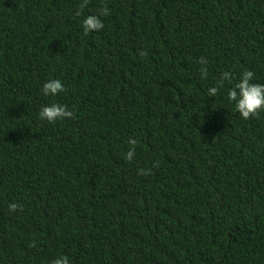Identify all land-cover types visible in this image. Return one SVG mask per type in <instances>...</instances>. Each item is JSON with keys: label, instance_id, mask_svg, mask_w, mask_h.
<instances>
[{"label": "trees", "instance_id": "1", "mask_svg": "<svg viewBox=\"0 0 264 264\" xmlns=\"http://www.w3.org/2000/svg\"><path fill=\"white\" fill-rule=\"evenodd\" d=\"M82 2L0 0V264H264V112L227 99L264 84V0Z\"/></svg>", "mask_w": 264, "mask_h": 264}, {"label": "clouds", "instance_id": "2", "mask_svg": "<svg viewBox=\"0 0 264 264\" xmlns=\"http://www.w3.org/2000/svg\"><path fill=\"white\" fill-rule=\"evenodd\" d=\"M88 0H83L80 4L79 10L76 12L77 16H80L83 9L87 6ZM110 14L109 8L105 5L101 8L99 15H89L83 20V32L84 35H88L90 32H98L103 30L104 23L101 16H108ZM141 56L147 55V52L142 51ZM198 63L202 65L200 72L201 78L206 79L208 76V60L204 57L199 58ZM231 73L225 71L222 74L221 87L223 81H231ZM255 74L251 70H244L241 75L240 81L229 89L227 93L228 101L235 102L236 110L239 112L244 120H249L253 117L259 118L261 112H264V84L253 83ZM220 88L210 87L208 89V96L215 97ZM63 82L59 79H50L46 81L42 86V93L45 96H55L61 92H66ZM39 118L46 120L50 123H55L58 120L72 119L74 118V112L70 111L66 105L53 103L51 105L43 106L39 112ZM129 151L127 152L125 159L131 162L135 156V146L138 141L134 138H130L128 141ZM153 167H159V162L154 163ZM151 169H138L137 174L142 176L151 175ZM9 210L16 212L17 210L23 211V206L18 203H10L8 205ZM30 247H36L35 240L30 244ZM51 264H70L69 257L62 255L51 262Z\"/></svg>", "mask_w": 264, "mask_h": 264}]
</instances>
